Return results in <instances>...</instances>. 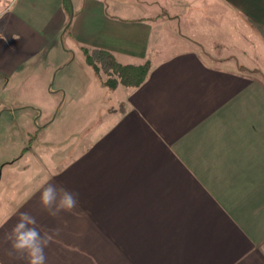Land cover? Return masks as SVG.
<instances>
[{
	"label": "crops",
	"instance_id": "obj_1",
	"mask_svg": "<svg viewBox=\"0 0 264 264\" xmlns=\"http://www.w3.org/2000/svg\"><path fill=\"white\" fill-rule=\"evenodd\" d=\"M133 1L5 0L12 11L0 20V146L20 144L9 164L64 142L38 137L53 119L35 132L45 108L67 99V88L53 90L46 73L69 65L55 61L61 38L66 52L58 51L73 62L76 55L85 62L81 47H88L123 65L149 60L151 67L138 87L114 90L86 68L104 117H93L74 150L69 142L64 159L46 166L39 157L43 166L26 194L0 207L7 221L0 238L28 211L42 234L59 229L45 249L47 264H264V84L251 77L248 51L224 45L237 44L238 35L225 25L230 34L221 37V16L212 20L214 33L203 29L207 39L199 26L198 34L181 26L184 35L167 43L179 21L168 14L181 12L182 1ZM110 4L143 15L121 17ZM197 4L193 11L240 15L264 41V0ZM215 41L223 54L209 48ZM47 183L78 192V211L43 212ZM0 264L16 262L0 253Z\"/></svg>",
	"mask_w": 264,
	"mask_h": 264
},
{
	"label": "rangeland",
	"instance_id": "obj_2",
	"mask_svg": "<svg viewBox=\"0 0 264 264\" xmlns=\"http://www.w3.org/2000/svg\"><path fill=\"white\" fill-rule=\"evenodd\" d=\"M198 1L200 0H180V5L184 4L183 6H178L181 12L175 13V11L168 14V16H172L170 17L171 19L178 18L179 21L178 24L177 22L175 23L177 24L176 26L174 23H172V28L175 27V29L171 30V33H167V37L169 40H167V43L175 41V39H173L172 37L177 34L184 35V31L183 29H181V26L189 30H194L197 34L198 30L202 29L200 30V32L205 36V38L203 39H207L209 35H207L203 29H207L208 26L211 25L210 32L214 33V29H216L217 27L213 26V24L215 23L212 20L216 16H221V18L218 19L221 20V22H223L224 24L223 26H221V37L226 38V36H229L230 34V32H226V30L228 31L229 28H224L225 25L232 26L230 29L233 32L235 31L236 35H238L237 44L229 45L224 43V45H226L228 49L235 47L234 49L239 51L247 49L248 54L245 57L249 60L248 64L253 70L250 72L251 77L252 79L264 84V43H262L264 41L255 38V36L251 35V33L248 32L249 30H247V27L242 24V19L238 14L235 15L229 13L228 11L226 12L224 11V9L222 12L218 13L214 12L213 9H209L207 11V7H205V12L193 11V9L197 7L196 5H199L197 4ZM126 2H129L131 4L134 1L126 0ZM208 4L209 1H207V5ZM121 6H125L127 8L126 5ZM109 10L111 13L118 14L121 17L125 18L141 17L143 15L140 12L139 8H137L136 6H133V9L129 8V12L119 11L115 8L113 11L110 4ZM198 26L200 29H198ZM216 38H219V35L218 37L216 36ZM218 43V41L213 42L211 45H209V48H212V52L215 51L218 54H221L222 47ZM65 44H67V42L65 43V40L63 38H61L59 40V43L56 44L54 55L57 57V59L55 61H65L64 58H68L65 62L69 65L63 66V68L61 69L62 71H52L51 75L49 71H47L46 73L47 81L52 86L53 90H57L58 87L67 88V99L63 100V96L61 95L59 97L60 102L56 108H53L52 110H50L49 108H45V112L43 115L46 118L44 120L41 119V127H43L42 124H48L52 119L53 122L48 129H45L46 131L38 135V137L40 138H51L58 142L62 140L64 142L58 145H52L50 146L52 148H49L45 151L35 149L34 152L30 153L29 156L23 157L18 162V164L16 163V165L9 164V161H12L15 157L18 156L20 144H14L11 147L6 148L0 146V207H6L9 200L20 199L23 195H25L28 190L27 188H30V186L32 185L31 182H33L36 178L35 174L37 175L38 172L41 171V166H43L42 162H44V164L47 166L53 164L55 161L64 159L67 156V153L72 148L71 143L69 142L73 140L74 150V147L77 144V140H81V138L86 140V133L84 132L85 129H89L92 122L94 123V121L98 118L104 117L103 112H105L106 109L101 108L102 106L99 102L101 93L98 92L94 87L95 85H93L91 76L89 74V72L92 71V68H90L88 65L86 67L84 60L77 55L73 62V60L71 59L72 56H68L66 53H63L66 52ZM160 44L161 42H159L158 46ZM171 46L174 47V45ZM246 46H248V48L252 47L251 49L253 50L250 49L249 51ZM58 48L63 52L61 51L60 53L58 51ZM239 57L240 55H238V58ZM49 63L51 62L46 60V66H49ZM86 68H88L89 72L86 71ZM47 69L48 68L46 67V70ZM99 79L101 83H103L108 79V76L102 73ZM63 104L64 108H62ZM93 117L94 121L92 120ZM84 144L85 142L81 143L82 146H84ZM39 157L43 160L42 162L39 160ZM49 157H51L49 162L52 161V163H45ZM23 165H26V168H30L31 170L29 172H22L23 170L16 169Z\"/></svg>",
	"mask_w": 264,
	"mask_h": 264
},
{
	"label": "clouds",
	"instance_id": "obj_3",
	"mask_svg": "<svg viewBox=\"0 0 264 264\" xmlns=\"http://www.w3.org/2000/svg\"><path fill=\"white\" fill-rule=\"evenodd\" d=\"M12 11L5 7V0H0V20ZM39 204L43 212L51 218L62 212L75 214L80 207L79 193L63 185L47 183L42 186ZM7 221L0 219V227ZM59 234V229L52 228L41 233L36 216L28 211L18 213L17 221L0 238V253L16 264H47L45 249Z\"/></svg>",
	"mask_w": 264,
	"mask_h": 264
},
{
	"label": "trees",
	"instance_id": "obj_4",
	"mask_svg": "<svg viewBox=\"0 0 264 264\" xmlns=\"http://www.w3.org/2000/svg\"><path fill=\"white\" fill-rule=\"evenodd\" d=\"M71 18L69 17L65 27V32L69 30ZM86 64L91 67L99 78L104 73L108 79L103 82L110 90H114L119 84L127 87H138L145 80L151 63L149 60L139 65L120 64L112 53L100 48L81 47ZM43 127H38L36 133ZM35 139L30 137L29 142Z\"/></svg>",
	"mask_w": 264,
	"mask_h": 264
}]
</instances>
